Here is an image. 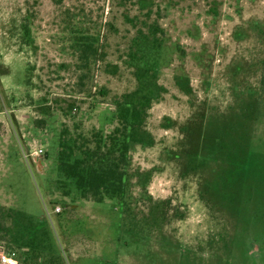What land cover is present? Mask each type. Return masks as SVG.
<instances>
[{
    "label": "rangeland",
    "instance_id": "1",
    "mask_svg": "<svg viewBox=\"0 0 264 264\" xmlns=\"http://www.w3.org/2000/svg\"><path fill=\"white\" fill-rule=\"evenodd\" d=\"M263 75L264 0H0V256L264 264ZM119 101L126 195L83 200L59 153Z\"/></svg>",
    "mask_w": 264,
    "mask_h": 264
},
{
    "label": "trees",
    "instance_id": "2",
    "mask_svg": "<svg viewBox=\"0 0 264 264\" xmlns=\"http://www.w3.org/2000/svg\"><path fill=\"white\" fill-rule=\"evenodd\" d=\"M261 88L264 97V75ZM144 113L132 102L119 101L115 115L118 125L109 135L96 134L92 147L62 145L65 149L59 153V171L73 182L81 199L102 204L125 197L133 132Z\"/></svg>",
    "mask_w": 264,
    "mask_h": 264
},
{
    "label": "built area",
    "instance_id": "3",
    "mask_svg": "<svg viewBox=\"0 0 264 264\" xmlns=\"http://www.w3.org/2000/svg\"><path fill=\"white\" fill-rule=\"evenodd\" d=\"M44 154V151L40 148L35 150L32 155L40 156ZM0 264H19L14 254H4L0 256Z\"/></svg>",
    "mask_w": 264,
    "mask_h": 264
}]
</instances>
